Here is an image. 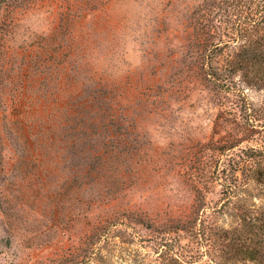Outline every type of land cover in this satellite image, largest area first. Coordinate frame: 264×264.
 Masks as SVG:
<instances>
[{
	"label": "rangeland",
	"instance_id": "374dc122",
	"mask_svg": "<svg viewBox=\"0 0 264 264\" xmlns=\"http://www.w3.org/2000/svg\"><path fill=\"white\" fill-rule=\"evenodd\" d=\"M201 2L0 0V264L197 250L170 231L187 222V173L219 131L214 96L183 74Z\"/></svg>",
	"mask_w": 264,
	"mask_h": 264
},
{
	"label": "trees",
	"instance_id": "16d2710c",
	"mask_svg": "<svg viewBox=\"0 0 264 264\" xmlns=\"http://www.w3.org/2000/svg\"><path fill=\"white\" fill-rule=\"evenodd\" d=\"M185 33L184 80L214 96L219 131L187 173L197 199L187 222L170 231L197 250L163 245L157 264H264V0H202Z\"/></svg>",
	"mask_w": 264,
	"mask_h": 264
}]
</instances>
